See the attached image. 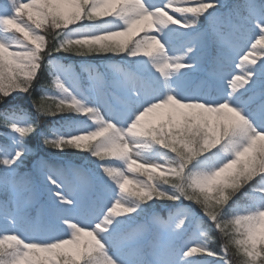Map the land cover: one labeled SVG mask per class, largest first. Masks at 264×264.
Here are the masks:
<instances>
[{
	"label": "snow or ice",
	"instance_id": "6c2138e0",
	"mask_svg": "<svg viewBox=\"0 0 264 264\" xmlns=\"http://www.w3.org/2000/svg\"><path fill=\"white\" fill-rule=\"evenodd\" d=\"M64 53L127 63L82 64L85 87ZM0 127V264H264V0H7Z\"/></svg>",
	"mask_w": 264,
	"mask_h": 264
},
{
	"label": "trees",
	"instance_id": "16d2710c",
	"mask_svg": "<svg viewBox=\"0 0 264 264\" xmlns=\"http://www.w3.org/2000/svg\"><path fill=\"white\" fill-rule=\"evenodd\" d=\"M229 3H239L242 2V0H228ZM201 23L206 24L207 21L205 18H201ZM58 59L62 64L65 65H72L77 73H80L81 79L80 83L82 86L87 85V79L86 74H84L81 71V65L88 63V64H94L96 65L101 71H105V66L108 63L112 64H126L127 61L125 58H122L121 56H115V55H89V56H76L74 54L70 53H64L58 56ZM48 71L46 68L41 70L40 76L35 84V92L33 93L34 96L40 95V89L41 85L46 83L48 80ZM9 106H18L20 108L26 109L28 112H30L33 117L39 115L35 112V109L32 107L31 99L27 94H18L14 95V97H10L8 100ZM85 118L81 116H77L73 113H66L64 115H59L56 117H42L41 118V128L47 129L52 126L60 127L62 125H65L66 123H72V122H81ZM3 131V128L0 127V132ZM29 143L31 146L37 149V152L39 155L44 156L47 159H50L53 163L56 164H67V163H73L79 166H82L86 169L91 170L93 173L98 172L97 166H96V160L94 157H92L87 152H77L73 149L66 150L63 153L57 152L53 149L46 148L39 136V132L34 134L30 140ZM238 196H242V192L237 194ZM3 194L0 193V200H2ZM153 206L159 210L162 208H171L176 207L177 202L172 201H155L153 202ZM151 210V209H149ZM197 214H200L199 209H194ZM35 214V211L33 210V215ZM166 215V213H165ZM211 226V225H209ZM210 235H212V245L214 247H220L223 242V237L217 233L214 229L210 231ZM239 259V257H233V260ZM212 264H216V261L213 260Z\"/></svg>",
	"mask_w": 264,
	"mask_h": 264
},
{
	"label": "clouds",
	"instance_id": "9594fccd",
	"mask_svg": "<svg viewBox=\"0 0 264 264\" xmlns=\"http://www.w3.org/2000/svg\"><path fill=\"white\" fill-rule=\"evenodd\" d=\"M261 143H264V138H261ZM233 264H239V259L233 260Z\"/></svg>",
	"mask_w": 264,
	"mask_h": 264
},
{
	"label": "rangeland",
	"instance_id": "374dc122",
	"mask_svg": "<svg viewBox=\"0 0 264 264\" xmlns=\"http://www.w3.org/2000/svg\"><path fill=\"white\" fill-rule=\"evenodd\" d=\"M7 2V0H0V6L4 5Z\"/></svg>",
	"mask_w": 264,
	"mask_h": 264
}]
</instances>
